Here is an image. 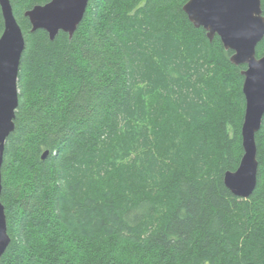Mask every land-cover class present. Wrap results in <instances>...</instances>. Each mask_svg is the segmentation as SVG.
I'll list each match as a JSON object with an SVG mask.
<instances>
[{
  "label": "trees",
  "instance_id": "16d2710c",
  "mask_svg": "<svg viewBox=\"0 0 264 264\" xmlns=\"http://www.w3.org/2000/svg\"><path fill=\"white\" fill-rule=\"evenodd\" d=\"M51 1L10 0L26 48L0 264H264V116L254 192L224 183L244 155L247 66L189 22V0H90L54 41L25 17Z\"/></svg>",
  "mask_w": 264,
  "mask_h": 264
},
{
  "label": "water",
  "instance_id": "95a60500",
  "mask_svg": "<svg viewBox=\"0 0 264 264\" xmlns=\"http://www.w3.org/2000/svg\"><path fill=\"white\" fill-rule=\"evenodd\" d=\"M90 0H52L25 13L32 30H44L51 41L60 32L73 37L84 19ZM4 31L0 37V262L11 243L5 207L2 204V166L5 145L15 130L19 106V71L26 41L10 0H0ZM183 12L196 28L207 32L210 42L216 36L235 66L246 65L243 93L246 109L242 126L244 155L235 172L224 176L225 186L236 197L248 199L257 185L258 159L256 134L264 116V56L257 57V46L264 39L261 0H189ZM46 151L42 159L47 158Z\"/></svg>",
  "mask_w": 264,
  "mask_h": 264
},
{
  "label": "bare ground",
  "instance_id": "6f19581e",
  "mask_svg": "<svg viewBox=\"0 0 264 264\" xmlns=\"http://www.w3.org/2000/svg\"><path fill=\"white\" fill-rule=\"evenodd\" d=\"M156 95H158V94H156ZM153 96H155V95H153ZM164 96V95H163ZM149 98V97H148ZM158 98V97H157ZM155 99V98H154ZM148 100V99H147ZM152 101V100H151Z\"/></svg>",
  "mask_w": 264,
  "mask_h": 264
}]
</instances>
